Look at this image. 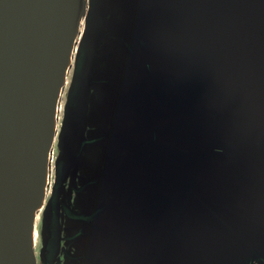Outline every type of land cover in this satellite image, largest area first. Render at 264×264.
Listing matches in <instances>:
<instances>
[{"label": "rangeland", "instance_id": "1", "mask_svg": "<svg viewBox=\"0 0 264 264\" xmlns=\"http://www.w3.org/2000/svg\"><path fill=\"white\" fill-rule=\"evenodd\" d=\"M49 15L1 108L0 199L28 155L46 174L22 264L56 260L67 168L82 190L62 212H86L90 181V236L58 264H264V0H50Z\"/></svg>", "mask_w": 264, "mask_h": 264}, {"label": "water", "instance_id": "2", "mask_svg": "<svg viewBox=\"0 0 264 264\" xmlns=\"http://www.w3.org/2000/svg\"><path fill=\"white\" fill-rule=\"evenodd\" d=\"M50 0H0V130L3 128L2 106L13 85L24 74L29 57L45 44L38 39L41 28L50 20ZM7 191L0 199V229L10 225L16 210ZM21 250L14 252L21 260Z\"/></svg>", "mask_w": 264, "mask_h": 264}, {"label": "bare ground", "instance_id": "3", "mask_svg": "<svg viewBox=\"0 0 264 264\" xmlns=\"http://www.w3.org/2000/svg\"><path fill=\"white\" fill-rule=\"evenodd\" d=\"M57 63L53 74L57 72ZM53 74L47 75L45 81L47 84H49L54 77ZM47 84L45 83L42 88L46 87ZM41 111L40 118L44 115V106ZM25 130L26 128L24 127L21 129L19 128V133ZM43 134V131H39V134L36 136L32 135L31 142L34 137L36 138V142L40 143ZM51 140L52 139H50L49 144ZM27 158L28 161L26 164L13 173L12 178L14 182L12 186L9 185L7 191L8 200L16 210V216L10 225L0 229V256L3 254L0 258V264H22V261L14 257V252H17V250L24 251L33 243L32 221L34 220L33 217H35L34 212L41 209V202L45 194L46 174L44 173L45 168L42 157L36 156V153H33L28 155ZM42 172V177L38 178V174ZM32 191L33 196L31 197ZM11 253L14 256L11 255Z\"/></svg>", "mask_w": 264, "mask_h": 264}, {"label": "flooded vegetation", "instance_id": "4", "mask_svg": "<svg viewBox=\"0 0 264 264\" xmlns=\"http://www.w3.org/2000/svg\"><path fill=\"white\" fill-rule=\"evenodd\" d=\"M89 71V77H90V66L88 68ZM73 172L71 170H68V168L63 171L61 177H60V192L58 194V200L61 201V204H58L57 207V214L56 219L53 221H48L46 223V232H55L57 234V246H56V260L54 264H58L57 260L61 259V254L63 252V245L65 244L66 240L69 238L71 241L72 238L74 241H76L78 231L81 235L84 232H87V234H90V181H87V197L89 201V205L87 207V210L85 213H77V212H71V213H63L62 211V202H63V193L62 190H64L65 187L68 188H77L75 192V196H77L78 192L82 190V186L78 187L77 185H74L70 182ZM80 185V184H79ZM85 214V215H84ZM86 224V225H85ZM84 226H86V231L83 232ZM49 236V233H48ZM90 236V235H89ZM88 236V237H89ZM52 237V236H51ZM49 237V239H46L44 242L45 252L44 255H48L50 251L52 250V238ZM77 243V241H76ZM33 245V244H32ZM36 246V245H35ZM88 246L85 248L83 247V254H88L89 263H90V250H88ZM86 251V252H85ZM81 253H82V247H81ZM23 263V262H22Z\"/></svg>", "mask_w": 264, "mask_h": 264}]
</instances>
